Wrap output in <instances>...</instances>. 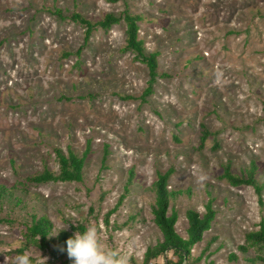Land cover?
Instances as JSON below:
<instances>
[{"label":"rangeland","instance_id":"1","mask_svg":"<svg viewBox=\"0 0 264 264\" xmlns=\"http://www.w3.org/2000/svg\"><path fill=\"white\" fill-rule=\"evenodd\" d=\"M55 8L92 21L127 9L142 15L139 37L167 76L142 101L149 72L123 49L125 23L95 30L79 61L85 28ZM203 127L211 134L201 148ZM57 148L79 155L89 148L83 180L27 182L45 168L59 171ZM253 162L264 184V0H0V184L16 186L19 195L27 190L25 206L5 205L1 217L18 220L37 208L53 230L67 225L73 233L72 226L91 221L105 249L143 264L147 249L163 240L153 184L173 169L169 188L182 193L170 213L178 211L182 237L188 210L204 214L209 200L216 210L183 264H251L264 258V248L246 238L264 220V190L260 203L252 186L234 187L221 176L227 164L241 174ZM130 171L129 193L105 224ZM25 233L20 223L0 222V264L20 253ZM27 254L39 264L55 258L36 245ZM65 259L54 261L71 264L67 253ZM155 262L163 264L164 255Z\"/></svg>","mask_w":264,"mask_h":264},{"label":"trees","instance_id":"2","mask_svg":"<svg viewBox=\"0 0 264 264\" xmlns=\"http://www.w3.org/2000/svg\"><path fill=\"white\" fill-rule=\"evenodd\" d=\"M105 1L108 3H116L119 0ZM54 12H56V15L61 19L71 18L73 22L82 25L85 28L84 43L77 51L79 61L82 50L88 45L95 30L102 29L107 31L113 25L119 24L121 21L125 23L127 40L123 49L126 51H132L138 61L146 64L149 72V80L147 82L146 89L141 96L142 101H146V98L153 93L154 85L156 84L158 78L167 76V74L161 73L159 71L158 54L156 52H148L144 46L143 40L139 37V23L143 19L142 15L133 14L127 9L119 16L114 13H107L103 19L92 21L79 12L72 13L70 16H66L61 11V9L58 8H55ZM125 99H134V97L126 96ZM210 134L211 132L206 127H203L200 138L201 148L204 147ZM108 153V149H106L103 158V164L107 159ZM55 154L59 165V171L54 172L45 168L42 172H37L36 174L30 175L27 178V182L43 184L48 182H81L83 180L84 167L88 159L89 148L81 155L77 154L73 150H69V152L65 154L62 149L57 148L55 149ZM256 170L257 164L253 162L252 166L246 170V172L236 174L232 172L231 166L227 164L221 177L226 179L232 186L234 185V187L241 185L252 186L259 196L260 203H263L262 194L264 190V184L258 182L255 178ZM172 173L173 169H169L165 173L159 172L157 175L158 179L153 184L155 204L152 207V213L154 215V222L163 235V240L158 242L155 246L149 247L147 249L144 255L143 264H157L156 262L154 263V261L163 255L165 257V262L163 264H183L186 261H190L189 259L191 257L192 247L202 242L205 232L211 228L216 217V210L213 207V200H209V202L206 204V212L204 214H200L195 210H188V228L186 231L188 232V236L187 238L182 237L176 230V224L178 223L179 218L178 211L173 209L170 213L172 201L182 193V191H175L169 188V179ZM128 175L129 178L125 187V193L121 196L115 208L106 214L105 224H109L110 216L118 209L123 200L126 198V195L129 193V187L131 186L135 175L133 171H130ZM17 190L18 188L16 186L8 187L6 185L0 184V211L4 210L5 205H10L11 207L13 206L12 208H20L21 206H25L23 195H25V191L27 190H19L22 195L16 193ZM0 222L10 224L20 223L25 228L26 241L23 247L19 249L20 253H27L32 247L36 245L42 251H51L54 257L60 263H66V259L64 260L66 252L60 251V248L62 246H66L65 242L67 238L72 236L74 233L68 232L66 230H59L58 232H62H60L58 235H51L53 231V225L51 221L47 216L41 215L37 208H33L30 213L25 214V216L20 217L18 220L12 216H8L7 218L0 216ZM84 228L85 227L80 224H77V226H72L73 231H83ZM246 234V238L251 243V245H255L257 248H264V220L260 222V229L258 231H252ZM239 249L244 254H246L248 247L242 245L239 247ZM169 252H171L172 255L177 258L176 262L168 258L167 253ZM229 259L230 261H236L238 260V257L235 254H231ZM247 262H252L253 264L261 262L264 264V258H252ZM50 263L51 262H45L42 264ZM33 264L39 263L36 259H34Z\"/></svg>","mask_w":264,"mask_h":264},{"label":"clouds","instance_id":"3","mask_svg":"<svg viewBox=\"0 0 264 264\" xmlns=\"http://www.w3.org/2000/svg\"><path fill=\"white\" fill-rule=\"evenodd\" d=\"M67 225L64 227L66 230ZM60 231V232H62ZM60 232L52 231L51 235H58ZM50 235V236H51ZM66 246L60 251L66 252L71 264H126V258L115 250H108L103 247L101 234L97 224L88 222L83 231H76L68 237ZM6 261H9L6 257ZM34 258L27 253H17L10 264H33Z\"/></svg>","mask_w":264,"mask_h":264},{"label":"built area","instance_id":"4","mask_svg":"<svg viewBox=\"0 0 264 264\" xmlns=\"http://www.w3.org/2000/svg\"><path fill=\"white\" fill-rule=\"evenodd\" d=\"M54 260H55V258H52L51 264H55L56 263Z\"/></svg>","mask_w":264,"mask_h":264}]
</instances>
